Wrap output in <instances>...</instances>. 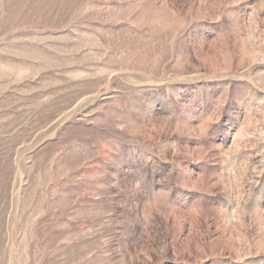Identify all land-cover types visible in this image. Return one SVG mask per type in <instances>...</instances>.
I'll return each mask as SVG.
<instances>
[{"label": "rangeland", "instance_id": "rangeland-1", "mask_svg": "<svg viewBox=\"0 0 264 264\" xmlns=\"http://www.w3.org/2000/svg\"><path fill=\"white\" fill-rule=\"evenodd\" d=\"M0 264H264V0H0Z\"/></svg>", "mask_w": 264, "mask_h": 264}]
</instances>
